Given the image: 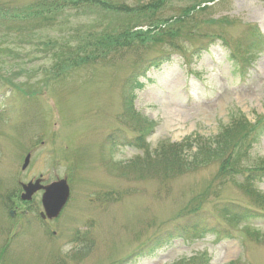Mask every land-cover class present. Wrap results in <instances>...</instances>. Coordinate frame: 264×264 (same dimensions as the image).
Listing matches in <instances>:
<instances>
[{
	"label": "rangeland",
	"instance_id": "1",
	"mask_svg": "<svg viewBox=\"0 0 264 264\" xmlns=\"http://www.w3.org/2000/svg\"><path fill=\"white\" fill-rule=\"evenodd\" d=\"M37 1L0 0V264H175L198 255L209 264H264V176L253 177L249 194L220 177L216 162L170 176L125 168L142 152L127 145L134 135L121 120L131 100L140 119L156 124L146 140L152 150L213 136L232 114L264 119V0H222L199 17L180 14L198 0H167L162 18L185 23L172 42L177 50H148L145 62L159 64L144 90L132 85L129 60L71 69L62 80L43 74L52 64L40 47L46 39L72 41L75 29L111 32L134 21L83 9L43 28L25 24L19 35L10 17L31 13ZM248 25L263 38L243 40ZM261 160L264 135L249 163ZM63 179L69 199L54 220L38 217L42 192L19 199L23 185ZM221 206L233 217L218 215ZM180 228L182 237L158 242Z\"/></svg>",
	"mask_w": 264,
	"mask_h": 264
},
{
	"label": "trees",
	"instance_id": "2",
	"mask_svg": "<svg viewBox=\"0 0 264 264\" xmlns=\"http://www.w3.org/2000/svg\"><path fill=\"white\" fill-rule=\"evenodd\" d=\"M166 1L159 0L136 7L130 6V8L125 3L111 2L110 0H40L30 7L31 13H25L26 11L23 10V14H16L10 18L19 35L24 34L25 24L35 29L43 28V26L53 23L58 24L56 20L70 11L79 13L83 9L96 8L104 13L123 14L134 21L130 25L124 23L111 32L97 27V25L90 26L86 30L75 29L72 30V41L65 40L66 36L61 40L48 38L42 42L40 47L45 52V58L52 62L50 69H42L45 70L42 73L55 80H62L66 78L69 70L92 64L129 60L133 63V67H137L145 59L150 48H159L162 44L172 47L176 44V41L172 42L179 33V26L181 27L185 23L182 16L188 17L195 14L199 17L210 10V7L200 8V5L215 0H198L186 10H181V17L162 18ZM197 8L199 11H196ZM0 17L3 18V15ZM191 21L194 24L197 23L194 20ZM174 24L178 25L175 30ZM188 24L189 21L186 22L185 27ZM68 26L69 24L66 23L65 27ZM70 28L72 27L68 29ZM250 36L257 37L256 29L250 30ZM2 40L5 42V37ZM29 44L34 49L33 43ZM13 46L10 49L16 52L18 50L17 41L13 43ZM5 50L8 53V50ZM155 65L156 63L151 66ZM145 71L141 74L135 71L131 78L135 77L136 80L138 76L143 77ZM0 79L5 78L1 76ZM135 80L136 88L141 89L143 85ZM136 115L130 100L124 108L121 120L124 126L129 129V133L134 135L127 145L142 153L130 161L131 165H126L125 168L134 169L141 166L144 169L150 166L164 176H170L195 171L210 162H216L220 177L224 179L229 177V180H233V182L235 180L238 182V177L243 178L246 185L243 182L242 184L246 186L245 190L249 194L253 193L250 188L253 177L264 176L263 161L256 162L254 165L249 164V151L264 132L263 120L252 125L243 116L234 117L212 137L206 138L195 134L183 139L180 143L162 142L154 150H151L145 140L154 130L155 124L139 120ZM216 213L220 216L224 214L223 217H233V213L226 207L216 209ZM183 235L184 229L180 228L164 237L169 241L173 236L177 238ZM175 264H209V261L205 256L198 255Z\"/></svg>",
	"mask_w": 264,
	"mask_h": 264
},
{
	"label": "water",
	"instance_id": "3",
	"mask_svg": "<svg viewBox=\"0 0 264 264\" xmlns=\"http://www.w3.org/2000/svg\"><path fill=\"white\" fill-rule=\"evenodd\" d=\"M29 156H26L24 159V163L22 165V170H24L28 164ZM23 193L21 194L22 201H29L31 196L39 191L44 190V193L41 197L42 207L45 213V216L41 214V217L44 219L47 217L48 219L56 218L60 212V210L65 205L69 191L64 180L54 182L46 187H41L38 183L28 184L27 186H23Z\"/></svg>",
	"mask_w": 264,
	"mask_h": 264
}]
</instances>
